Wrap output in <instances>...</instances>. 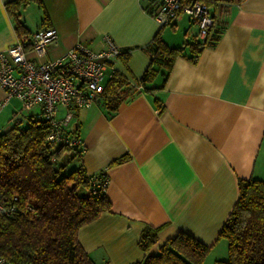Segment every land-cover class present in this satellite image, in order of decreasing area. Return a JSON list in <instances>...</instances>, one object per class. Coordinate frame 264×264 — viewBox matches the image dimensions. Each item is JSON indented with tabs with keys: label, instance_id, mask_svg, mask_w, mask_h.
Masks as SVG:
<instances>
[{
	"label": "crops",
	"instance_id": "0c3cea01",
	"mask_svg": "<svg viewBox=\"0 0 264 264\" xmlns=\"http://www.w3.org/2000/svg\"><path fill=\"white\" fill-rule=\"evenodd\" d=\"M10 1L0 0V50L46 26L56 30L57 44L42 56L26 44L32 61L54 59L76 42L99 49L104 34L122 50L114 70L133 86L129 97L111 115L95 101L75 110L70 121L82 148L74 166L81 161L87 175L104 170L109 178V210L78 231L90 259L140 261L141 231L151 226L157 240L149 253L184 231L210 246L201 264H220L227 252L218 234L237 199L238 180H264V0L215 7L221 32L195 62L188 57L189 43L198 39L196 24L181 13L160 27L152 16L157 0H29L17 6V18ZM17 22L27 36L18 35ZM157 32L169 46H182L183 54L163 87L145 92L136 81ZM5 96L0 88V132L12 127L13 117L39 111L38 104L24 106L15 97L2 104Z\"/></svg>",
	"mask_w": 264,
	"mask_h": 264
},
{
	"label": "trees",
	"instance_id": "16d2710c",
	"mask_svg": "<svg viewBox=\"0 0 264 264\" xmlns=\"http://www.w3.org/2000/svg\"><path fill=\"white\" fill-rule=\"evenodd\" d=\"M28 1H10L9 12L17 18V6ZM200 1L209 10L212 25L203 40L189 43L192 55L188 58L193 62L203 47L215 43L221 32L212 10L219 4H240L243 0ZM16 28L18 35H26L21 22ZM147 50L148 65L136 81L145 92L162 88L175 58L183 54L182 46H169L158 32ZM157 77L161 78L159 83H155ZM132 90L127 78L113 70L96 102L111 115ZM153 101L159 105L157 98ZM35 114L0 132V202L8 204L16 196L17 206L11 216L0 217V256L15 264H95L80 245L78 231L109 210L110 202L105 193H93L92 174H86L81 161L61 174L69 161L79 159L82 148L48 142L47 121L34 117ZM77 130L75 126L67 133L76 137ZM125 158L123 155L113 162ZM26 203L32 204L33 211H25ZM218 238L226 241L227 252L226 258L218 261L220 264H264V180H238L237 199ZM156 240L157 230L144 227L139 240L144 256L132 264H201L210 250V246L190 234L178 231L151 254L149 250Z\"/></svg>",
	"mask_w": 264,
	"mask_h": 264
},
{
	"label": "built area",
	"instance_id": "2783aa9c",
	"mask_svg": "<svg viewBox=\"0 0 264 264\" xmlns=\"http://www.w3.org/2000/svg\"><path fill=\"white\" fill-rule=\"evenodd\" d=\"M181 13L196 24L197 37L203 40L212 25V17L200 0H157L152 16L162 27L172 25ZM57 40L56 30L46 26L33 31L28 38L19 37L0 50V88L6 92L2 104L10 97L17 98L24 106L38 104L40 108L34 117L47 121L46 140L73 148L80 145L78 138L67 133L71 130L73 113L96 101L122 50L110 35L104 34L103 46L99 49L76 42L51 60L35 62L25 56L26 44L37 56H42L49 46L57 44ZM60 109L66 110L62 116L58 115ZM11 120L13 124L21 118L15 116ZM90 178L93 193H105L109 181L107 173L101 170ZM15 201L16 196L8 204L0 202V217L16 212ZM24 209L33 211V206L26 203ZM0 264L15 263L0 256Z\"/></svg>",
	"mask_w": 264,
	"mask_h": 264
},
{
	"label": "rangeland",
	"instance_id": "374dc122",
	"mask_svg": "<svg viewBox=\"0 0 264 264\" xmlns=\"http://www.w3.org/2000/svg\"><path fill=\"white\" fill-rule=\"evenodd\" d=\"M66 159V157L64 158ZM64 162V161H63ZM76 164V160H71L69 161L61 170V174H66L68 173Z\"/></svg>",
	"mask_w": 264,
	"mask_h": 264
}]
</instances>
